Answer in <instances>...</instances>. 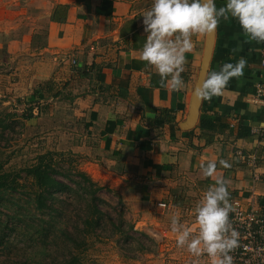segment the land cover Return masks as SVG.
<instances>
[{
    "label": "crops",
    "instance_id": "1",
    "mask_svg": "<svg viewBox=\"0 0 264 264\" xmlns=\"http://www.w3.org/2000/svg\"><path fill=\"white\" fill-rule=\"evenodd\" d=\"M48 1L49 20L30 79L35 84H68L81 96L88 109L83 148L93 179L114 188L122 202L137 201L151 210L165 203L167 213L184 208L189 216L219 177L229 182V199L245 203L253 191L255 209L264 217V105L253 97L264 81L259 64L264 43L251 40L235 19L221 18L214 32L192 37L194 47L185 53L181 73L184 86L172 90L140 59L147 37L142 14L153 0ZM226 2L215 0L217 9ZM58 4L68 5L62 23L50 21ZM207 52L203 80L224 63L235 64L243 57L247 64L222 95L201 100L196 120L189 123ZM202 117L212 130L199 128ZM255 129L263 132L261 139L253 134ZM239 150L256 155L259 180L254 184L236 156ZM220 160L231 167L224 168ZM209 162L216 170L206 177L202 166Z\"/></svg>",
    "mask_w": 264,
    "mask_h": 264
},
{
    "label": "rangeland",
    "instance_id": "2",
    "mask_svg": "<svg viewBox=\"0 0 264 264\" xmlns=\"http://www.w3.org/2000/svg\"><path fill=\"white\" fill-rule=\"evenodd\" d=\"M51 4L48 0H0V171L16 173L34 164L38 155L50 152L59 171L70 180H76L75 171H81L110 189L99 195L107 203L103 211L113 218L122 211L137 231L154 241H144L151 253L137 254L135 260H129L114 242L106 240L108 229L97 232L87 241L83 253L86 264H203L176 245L170 230L174 215L180 223L198 228L194 210L189 216H185L184 208L171 214L167 209H147L134 200L122 202L120 207L119 193L98 183L87 172L89 160L83 142L88 109L81 96L73 93L68 84L55 86L51 80L35 84L30 79ZM32 96L34 100L30 102ZM59 177L70 183L67 177ZM20 183L23 187L16 193L0 194V264H57L64 253L58 250L59 230L66 226L72 230L76 213L72 207L60 216L39 213L27 200L31 181L24 178ZM57 197L65 199L64 195ZM133 197L131 194L129 200Z\"/></svg>",
    "mask_w": 264,
    "mask_h": 264
},
{
    "label": "clouds",
    "instance_id": "3",
    "mask_svg": "<svg viewBox=\"0 0 264 264\" xmlns=\"http://www.w3.org/2000/svg\"><path fill=\"white\" fill-rule=\"evenodd\" d=\"M142 17L147 37L140 59L154 67L161 82L172 90L184 86L181 73L185 70V53L194 47L192 37L214 32L221 18L235 19L251 40L264 43V0H227L219 9L215 0H153ZM246 64L243 57L235 64L224 63L219 71L207 75L195 89V96L210 100L222 95L231 78L243 75ZM219 163L224 168L231 167L226 160ZM215 170L214 162L202 166V174L206 177L212 176ZM228 183L218 177L215 184L204 192L194 209L198 228L180 223L175 215L170 221L176 245L197 258L205 254L210 264H233L230 253L239 246L240 233L229 219L232 206Z\"/></svg>",
    "mask_w": 264,
    "mask_h": 264
},
{
    "label": "trees",
    "instance_id": "4",
    "mask_svg": "<svg viewBox=\"0 0 264 264\" xmlns=\"http://www.w3.org/2000/svg\"><path fill=\"white\" fill-rule=\"evenodd\" d=\"M83 1L75 0V3L80 4ZM67 11L68 5H56L50 21L64 22ZM33 100L32 96L30 102ZM204 121L205 118L202 117L199 128L212 130L209 123L204 124ZM75 175L77 179L70 180L68 175L60 172L56 161L53 160V155L47 152L38 155L34 164L20 169L16 173L0 171V194L16 193L19 188L23 187L20 181L25 178L31 181L27 200L32 203L34 210L43 215L51 216L52 213H55L60 216L62 211H67V208L72 207V212L76 213L72 230L67 226L59 230L61 246H58V250L61 248L64 253L57 264H86L83 253L87 250L88 239L96 235L97 232L101 233L106 229L110 232V235L105 237L106 240L114 242L118 249L125 253L124 257L127 259L135 260L137 254L151 253V249L146 246L145 242L154 244L153 239L147 234L137 231L134 223L125 219L122 211H118L116 218L103 211L102 206L107 203L99 195L102 191L109 192L111 190L98 185L84 172L75 171ZM59 176L67 177L70 183L60 180ZM58 195H64L66 200L60 199L57 197ZM68 201L71 205L67 204ZM117 203L120 207L122 206L120 199ZM174 206L178 205L175 203ZM50 227L46 229L47 232L51 229Z\"/></svg>",
    "mask_w": 264,
    "mask_h": 264
},
{
    "label": "built area",
    "instance_id": "5",
    "mask_svg": "<svg viewBox=\"0 0 264 264\" xmlns=\"http://www.w3.org/2000/svg\"><path fill=\"white\" fill-rule=\"evenodd\" d=\"M259 64L264 78V47L260 50ZM253 97L264 105V81L256 86ZM253 134L258 139L263 137V132L259 129H255ZM236 156L250 172L252 184L257 182L259 175L256 155L239 150ZM229 202L232 206L229 219L232 226L240 233L239 246L230 253L233 256V264H264V217L255 209L253 191L245 203L238 198L229 199ZM157 207L162 210L168 209L165 203H158ZM198 260L200 263L210 264L205 254L198 257Z\"/></svg>",
    "mask_w": 264,
    "mask_h": 264
},
{
    "label": "water",
    "instance_id": "6",
    "mask_svg": "<svg viewBox=\"0 0 264 264\" xmlns=\"http://www.w3.org/2000/svg\"><path fill=\"white\" fill-rule=\"evenodd\" d=\"M208 60H209V53L207 52L203 55L201 71H200L199 77L197 79V82L194 86V90H193V94H192V98H191V103H190V116L188 118L189 123L194 122L197 118V111L200 107L201 100L195 96V89L200 86L201 82L204 79L205 71L207 69Z\"/></svg>",
    "mask_w": 264,
    "mask_h": 264
}]
</instances>
